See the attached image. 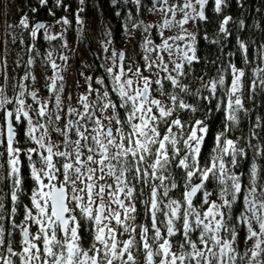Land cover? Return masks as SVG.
<instances>
[{"label":"snow or ice","instance_id":"snow-or-ice-1","mask_svg":"<svg viewBox=\"0 0 264 264\" xmlns=\"http://www.w3.org/2000/svg\"><path fill=\"white\" fill-rule=\"evenodd\" d=\"M50 2L70 7L29 0V12L8 25L27 30L30 42L21 36L19 43L30 53L40 54V38L59 36L68 47L63 32L32 19L41 8L55 17ZM129 3L136 7L122 26L129 39V24L142 31V51L132 58L110 50L107 30L102 50L109 54L95 70L103 72L80 71L78 97L65 96L52 51L44 60L53 70L42 85L48 95L25 71L21 80L32 84L17 81L9 96L7 58L0 57V182L7 189H0V264H264V44L255 55L238 35L244 66L229 61L215 77H197L199 22H207L210 0H110L117 17ZM212 3L221 13L227 0ZM78 4L82 29L86 0ZM133 11L156 20H136ZM232 21L224 16L219 34L231 35ZM235 23L244 29V20ZM55 24L71 21L61 16ZM191 24L197 29L189 31ZM59 59L67 64L69 56ZM35 64V56L27 60ZM190 78L203 83L193 90ZM244 122L248 135L234 137Z\"/></svg>","mask_w":264,"mask_h":264},{"label":"trees","instance_id":"trees-1","mask_svg":"<svg viewBox=\"0 0 264 264\" xmlns=\"http://www.w3.org/2000/svg\"><path fill=\"white\" fill-rule=\"evenodd\" d=\"M36 0H32L30 6H35ZM65 3L70 7L68 11L64 8H55L50 2V7H53L56 15L52 17L48 14L47 10L41 8L38 14L32 16V19L41 21L49 25H53L56 32H50L51 34H57L60 32L64 33V40H67L68 47L62 48L61 45L63 40L58 36L55 41H47L40 38L37 43L41 45L39 48V55L36 53H30L26 51L25 45L19 43V38L22 36L25 42H30L27 34V30L16 27L14 30L9 28L8 25H18V21L21 15L29 12V0H15L13 3L10 0H0V57L7 58V75L8 79L4 81L9 96L14 93V85L17 81L21 83L32 84V81H22L21 77L25 74V71H33L38 76H51L53 70L46 67L44 60L46 59V52L52 51L54 59L59 63H62L63 67L72 66L79 80V85L74 84V87H70L67 84L66 87L68 92L65 93L67 96L70 93V89L73 90L71 93L73 97H78L83 92V77H80L78 73L84 71L85 75H96L102 74L103 70L95 71L99 64H105L104 57L109 53H105L102 50V42L109 37L105 36L107 30H111L112 43L109 45L110 50L125 46L128 56L136 58L137 54L142 51L140 45L142 43L143 33L131 29L129 24V30L131 32V39L126 34L123 24L125 20V14L128 10H134L135 5L129 3L122 11V15L117 17L110 0H86L85 12L81 14L85 20V25L81 29V26L77 24L75 19L76 10L80 7L78 0H65ZM243 5V7L241 6ZM214 4L210 0L209 5L206 6V15L208 16L207 22H199L198 29V54L202 60L199 64L195 65V73L198 77L201 73H207L209 76L215 77L218 70L225 68L229 61L237 63L238 66L243 67L241 62V55L238 50L237 36L239 35L247 44L252 48V53L259 55L257 49L260 45L264 44V0H227L226 6L223 8L221 13H215L213 11ZM150 13L140 12L135 13L133 11L134 19L144 20L146 22L147 17ZM61 16H67L71 21L70 26L63 24H55V20H58ZM224 16H232L233 21L228 25L229 29H232L231 35L224 37L223 34H219V25L222 22ZM244 20L245 27L240 30L236 21ZM235 26V27H234ZM194 30L197 29V25L193 24ZM65 29H67L65 31ZM207 33L209 39H202L203 35ZM17 37V43L12 42V35ZM219 34V35H218ZM220 39L219 43H211V40ZM75 47V53L71 54L67 50L71 47ZM78 52V54H77ZM96 53L93 56L92 53ZM229 53H235L230 56ZM61 54L69 56V61L65 64L64 61L59 59ZM35 56L36 64L32 66L27 65V60ZM17 61H19L20 67H17ZM259 62L254 61L252 67H255ZM91 65V67H87ZM227 75V73H225ZM251 73H249V76ZM45 79L38 83L36 86L41 87L42 92H47L42 88ZM207 77L205 78V80ZM189 83L193 90L201 86L202 81L199 79H188L185 81ZM171 90V89H169ZM75 105V99L73 100V106ZM249 102V107H251ZM255 110V109H254ZM220 121L216 123V129H219ZM215 130V129H214ZM246 136L248 135L247 122L241 124L240 128L235 131V136ZM260 143L259 141H253V144ZM212 142L209 141L208 149L205 150V157L211 151ZM251 151V150H249ZM260 162V161H258ZM0 163H3L0 160ZM250 163V162H246ZM4 169L1 168V175H4ZM0 189L4 188L2 182H0ZM180 193L177 191L176 196L179 197ZM215 199V196L212 197ZM25 203L28 201L25 200ZM20 219H23L22 215L18 213ZM142 218H138V222H141ZM19 237L17 236V240Z\"/></svg>","mask_w":264,"mask_h":264},{"label":"rangeland","instance_id":"rangeland-1","mask_svg":"<svg viewBox=\"0 0 264 264\" xmlns=\"http://www.w3.org/2000/svg\"><path fill=\"white\" fill-rule=\"evenodd\" d=\"M15 0H10V2L11 3H13ZM156 20V17L155 16H153L151 13L149 14V16L147 17V19H146V22L147 23H152V22H154ZM186 27H188L189 28V31H194V27H193V24H191V25H188V26H186ZM49 32H56L55 31V28H54V26L52 25V27H50V29H49ZM174 34V33H173ZM158 42V41H157ZM127 48V45H125V46H121V47H117V48H114V49H116V50H120V49H126ZM75 50H76V48L75 47H73V46H71L68 50H67V52L69 51L71 54H74L75 53ZM57 64L58 65H60L61 66V68L63 69V72H62V74L65 76V79L67 80V84H68V86H70L71 88L72 87H74L73 85V83H74V81L75 80H77V75L75 74V70L73 69V67H74V64L72 63V66L71 67H69L68 65H67V67L65 68V66L63 67V65H62V63H59V62H57ZM51 75H52V73H51ZM43 79H45V76H38V81H39V84H40V82H42V80ZM73 90H71L70 89V93L72 92ZM42 95H48V93L47 92H42ZM75 106V105H74ZM0 176H2L1 175V168H0ZM33 231H35V228L33 227Z\"/></svg>","mask_w":264,"mask_h":264}]
</instances>
